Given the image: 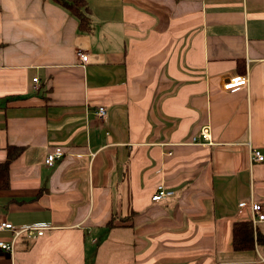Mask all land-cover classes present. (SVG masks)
Masks as SVG:
<instances>
[{"label": "crops", "instance_id": "obj_1", "mask_svg": "<svg viewBox=\"0 0 264 264\" xmlns=\"http://www.w3.org/2000/svg\"><path fill=\"white\" fill-rule=\"evenodd\" d=\"M84 2L82 30L54 0H0V162L23 146L0 221L44 226L0 264H264L231 247L239 201L264 207V0Z\"/></svg>", "mask_w": 264, "mask_h": 264}, {"label": "built area", "instance_id": "obj_2", "mask_svg": "<svg viewBox=\"0 0 264 264\" xmlns=\"http://www.w3.org/2000/svg\"><path fill=\"white\" fill-rule=\"evenodd\" d=\"M78 55L81 61L84 62L87 60V54L78 52ZM33 81L36 82L37 77H34ZM246 82H247L246 76L239 75L231 78V80L228 83L224 84L223 87L224 89H229L234 86L245 85ZM33 87L35 88L36 85L34 84ZM96 115L101 122H105L107 116L106 107L97 106ZM201 135L205 139H208L209 131L207 127L202 128ZM61 155H62L61 149L56 147L53 152L47 154L45 158V163L51 165L56 159L60 158ZM249 158L251 162H261L264 160V155L258 148L250 146ZM171 194L172 191L167 189L163 184H157L151 195V200L157 201ZM238 205L239 206L247 205L250 208V213H251L250 220L252 225L255 226L256 223L264 221V207L261 203H258L252 200L250 197H248L239 201ZM43 228L44 226L42 224H37V223L12 224L7 221H0V231L3 232L4 230H7L12 232L11 239L9 241L0 240V248L5 251L11 252L14 248V241L19 235H25L27 237L39 236L42 234Z\"/></svg>", "mask_w": 264, "mask_h": 264}, {"label": "trees", "instance_id": "obj_3", "mask_svg": "<svg viewBox=\"0 0 264 264\" xmlns=\"http://www.w3.org/2000/svg\"><path fill=\"white\" fill-rule=\"evenodd\" d=\"M58 4L65 7L71 13L80 17V28L87 29L86 16L80 12L84 9V0H54ZM5 158L0 162V191L9 187V168L12 161H14L22 152L23 146L9 144L5 148ZM109 223L107 226H112ZM255 230V232H254ZM264 245V234L261 233L256 227L253 229L251 220L235 221L231 229V247L233 250H249L252 249L254 244Z\"/></svg>", "mask_w": 264, "mask_h": 264}, {"label": "rangeland", "instance_id": "obj_4", "mask_svg": "<svg viewBox=\"0 0 264 264\" xmlns=\"http://www.w3.org/2000/svg\"><path fill=\"white\" fill-rule=\"evenodd\" d=\"M118 232V231H117ZM108 237H110V238H113V239H117L118 240V234H116L114 231H110V233H108V235H107ZM97 244H104V243H102L100 240H98L97 241ZM99 261H101V260H99Z\"/></svg>", "mask_w": 264, "mask_h": 264}]
</instances>
